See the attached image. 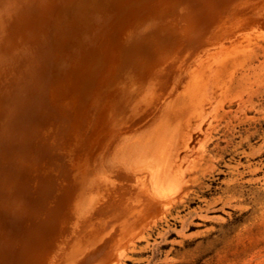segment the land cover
I'll list each match as a JSON object with an SVG mask.
<instances>
[{"label":"rangeland","instance_id":"1","mask_svg":"<svg viewBox=\"0 0 264 264\" xmlns=\"http://www.w3.org/2000/svg\"><path fill=\"white\" fill-rule=\"evenodd\" d=\"M0 23V264H264V0Z\"/></svg>","mask_w":264,"mask_h":264},{"label":"bare ground","instance_id":"2","mask_svg":"<svg viewBox=\"0 0 264 264\" xmlns=\"http://www.w3.org/2000/svg\"><path fill=\"white\" fill-rule=\"evenodd\" d=\"M63 8V7H62ZM110 9V8H109ZM1 24V23H0ZM116 25V24H115ZM176 28V27H175ZM124 32V31H123ZM102 37V36H101ZM42 38V37H41ZM77 38V37H76ZM5 39V38H4ZM115 40V39H114ZM68 42V41H67ZM168 42V41H167ZM104 43V42H103ZM161 43V42H160ZM7 44V43H6ZM12 46V45H11ZM66 46V45H65ZM85 46V45H84ZM33 47V46H32ZM65 52H66V50H65ZM4 57V56H3ZM115 59V58H114ZM137 59V58H136ZM53 62V61H52ZM51 62V63H52ZM55 62V61H54ZM104 62V61H103ZM108 63V62H107ZM93 66V65H92ZM56 71V70H55ZM80 71V70H79ZM104 72V71H103ZM105 75V74H104ZM70 79H73V78H70ZM80 79V78H79ZM82 79V78H81ZM41 85V84H40ZM69 85V84H68ZM17 90V89H16ZM14 93V92H13ZM33 94V93H32ZM20 95V94H19ZM41 96V95H40ZM22 97V96H21ZM31 97V96H30ZM31 99V98H30ZM98 99V98H97ZM100 111V110H99ZM103 112V111H102ZM95 114V113H94ZM108 116V115H107ZM49 125V124H48ZM42 130V129H41ZM46 130V129H45ZM68 134H66L65 136H67ZM79 136V135H78ZM36 137V136H35ZM37 138V137H36ZM40 138V137H39ZM32 140V139H31ZM71 140V139H70ZM72 141V140H71ZM70 141V142H71ZM125 141V140H124ZM68 143H69V141H68ZM35 144V143H34ZM39 144V143H38ZM34 147V146H33ZM68 147V146H67ZM124 149V148H123ZM122 149V150H123ZM33 151V150H32ZM69 151H71V150H69ZM75 151V150H74ZM119 151V150H118ZM114 152V151H113ZM116 152V151H115ZM66 153V152H65ZM72 153V152H71ZM117 153V152H116ZM116 153L114 154V155H116ZM118 153H120V151L118 152ZM73 154V153H72ZM77 154V153H76ZM79 154V153H78ZM66 155H68V154H66ZM119 155V154H118ZM123 155V154H122ZM58 156V155H57ZM117 156V155H116ZM113 157V156H112ZM112 157H109L110 159L112 158ZM119 157V156H118ZM72 158V157H71ZM76 158H79V157H76ZM119 158H121V157H119ZM23 159V158H22ZM104 159V158H103ZM109 159V160H110ZM66 160V159H65ZM72 160V159H71ZM21 161V160H20ZM107 162V161H106ZM78 166V165H77ZM68 167V166H67ZM69 168V167H68ZM13 179V178H12ZM14 180V179H13ZM64 185V184H63ZM80 185V184H79ZM144 185V184H143ZM149 185V184H148ZM139 188V187H138ZM148 188H149V186H148ZM80 189V188H79ZM143 194V193H142ZM145 194V193H144ZM152 194V193H151ZM153 195V194H152ZM146 197V196H145ZM140 198H141V196H140ZM64 200V199H63ZM67 204V203H66ZM64 205V204H63ZM65 206V205H64ZM65 209V208H64ZM31 210V209H30ZM31 222V221H30ZM25 223V222H24ZM54 224H56V222L54 223ZM5 225V224H4ZM68 234V233H67ZM54 235V234H53ZM47 240V239H46ZM53 242V241H52ZM39 246V245H38ZM22 248V247H21ZM42 248V247H41ZM35 250V249H34ZM44 250V249H43ZM43 253V252H42ZM15 258V257H14ZM17 258V257H16Z\"/></svg>","mask_w":264,"mask_h":264}]
</instances>
